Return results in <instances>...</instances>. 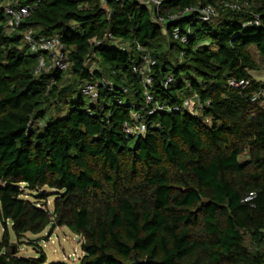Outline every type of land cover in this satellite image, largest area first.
<instances>
[{
    "label": "trees",
    "instance_id": "16d2710c",
    "mask_svg": "<svg viewBox=\"0 0 264 264\" xmlns=\"http://www.w3.org/2000/svg\"><path fill=\"white\" fill-rule=\"evenodd\" d=\"M5 1L0 264H45L39 243V257L19 256L12 233L59 226L80 236L79 264H264V82L251 75L264 70V0H161L162 23L138 0H21L30 13L12 32ZM207 5L211 22L198 19ZM29 28L59 37L67 71L38 70L48 53L30 50ZM145 55L154 100L181 110H145L133 70ZM88 82L96 98L82 92ZM192 96L196 113L181 107ZM134 113L143 134L126 130Z\"/></svg>",
    "mask_w": 264,
    "mask_h": 264
},
{
    "label": "built area",
    "instance_id": "2783aa9c",
    "mask_svg": "<svg viewBox=\"0 0 264 264\" xmlns=\"http://www.w3.org/2000/svg\"><path fill=\"white\" fill-rule=\"evenodd\" d=\"M141 3H145L152 6V12L154 13L155 20L157 22L162 23L163 17L160 16V9H161V0H138ZM4 10L6 13V28L9 29L11 32L18 29L21 25V23L24 21V19L29 15L30 8L29 6L22 5L21 0H6L3 4ZM233 8H239V6L234 3L231 5ZM192 9H185L182 13L190 12ZM181 12L173 13L170 17L171 18H177L180 15ZM198 19L205 21V22H211L212 19L217 16V11L215 8L211 5L204 6L198 10ZM254 24H258L259 21L255 20L253 22ZM111 37V35H110ZM175 38H180L181 41H186L187 37L183 36L180 37L178 34V31H175L174 34ZM24 40L25 43L29 46L30 50L33 52H40L44 51L48 53V58L45 56H41L40 62H39V68L38 70L44 69L48 62L50 64V67H56L62 71H67L70 67V62L68 58V52L65 49L64 44L61 42L58 36H43L38 37L35 35V32L32 28L27 29L24 32ZM155 64V60L152 59L149 55H145L143 57V61L135 64L133 66L134 72H136L140 78L142 79V83L145 87L144 95L146 102L148 105L146 106L145 110L148 112V114H153L157 110H181V108L177 105L173 107H169L168 105L159 103L158 101L154 100V97L148 90V86L152 83L151 78V67ZM168 81H171V78H168ZM229 85L235 88L244 89L249 85V81L247 80H236V79H230ZM82 92L85 95L90 96L91 98H96L97 96V89L95 84L93 83H85L82 87ZM262 92H254L252 96V100H258L261 97ZM199 106V100L196 96H192L188 99H185L182 106L183 109H187L192 113H196L197 108ZM133 116L138 120L137 126L129 127L127 126V132L131 135L134 134H143L146 131V124L144 122V114L143 113H134ZM254 197L253 194H251L246 200H250Z\"/></svg>",
    "mask_w": 264,
    "mask_h": 264
},
{
    "label": "rangeland",
    "instance_id": "374dc122",
    "mask_svg": "<svg viewBox=\"0 0 264 264\" xmlns=\"http://www.w3.org/2000/svg\"><path fill=\"white\" fill-rule=\"evenodd\" d=\"M251 75L255 79L264 82V70L251 71ZM262 105L264 106V101ZM27 197L33 202L38 201L39 203H42L40 200L31 196L30 194H28ZM54 199L55 195H51L47 200L50 208L53 207ZM12 238L13 241L17 242L19 256L21 257H39L40 251L38 248H36V246H34L35 244H33L39 243V246L47 255V261L45 264H79L80 258L84 254L81 248L80 236L73 233L66 226L57 227L50 237L48 236V229H46L44 232L38 235L27 233L21 239H18L16 235L12 233Z\"/></svg>",
    "mask_w": 264,
    "mask_h": 264
},
{
    "label": "water",
    "instance_id": "95a60500",
    "mask_svg": "<svg viewBox=\"0 0 264 264\" xmlns=\"http://www.w3.org/2000/svg\"><path fill=\"white\" fill-rule=\"evenodd\" d=\"M143 262L142 261H136V263L135 264H142Z\"/></svg>",
    "mask_w": 264,
    "mask_h": 264
},
{
    "label": "crops",
    "instance_id": "0c3cea01",
    "mask_svg": "<svg viewBox=\"0 0 264 264\" xmlns=\"http://www.w3.org/2000/svg\"><path fill=\"white\" fill-rule=\"evenodd\" d=\"M12 240H13V238H12Z\"/></svg>",
    "mask_w": 264,
    "mask_h": 264
}]
</instances>
